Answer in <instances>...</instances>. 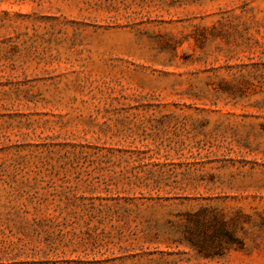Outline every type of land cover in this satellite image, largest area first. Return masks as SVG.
<instances>
[{"label":"rangeland","instance_id":"374dc122","mask_svg":"<svg viewBox=\"0 0 264 264\" xmlns=\"http://www.w3.org/2000/svg\"><path fill=\"white\" fill-rule=\"evenodd\" d=\"M0 264H264V0H0Z\"/></svg>","mask_w":264,"mask_h":264}]
</instances>
